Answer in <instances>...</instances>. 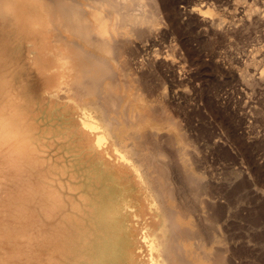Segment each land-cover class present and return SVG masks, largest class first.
Listing matches in <instances>:
<instances>
[{
    "label": "bare ground",
    "instance_id": "1",
    "mask_svg": "<svg viewBox=\"0 0 264 264\" xmlns=\"http://www.w3.org/2000/svg\"><path fill=\"white\" fill-rule=\"evenodd\" d=\"M155 3L0 0V264H229L193 140L137 99Z\"/></svg>",
    "mask_w": 264,
    "mask_h": 264
},
{
    "label": "rangeland",
    "instance_id": "2",
    "mask_svg": "<svg viewBox=\"0 0 264 264\" xmlns=\"http://www.w3.org/2000/svg\"><path fill=\"white\" fill-rule=\"evenodd\" d=\"M156 2L160 23L129 48L137 58L132 71L149 78L147 99H137L166 104L193 140L186 150L201 162L193 167L225 211L229 264H264V0ZM149 80L156 86L161 80V88L150 89ZM170 130H159L162 144Z\"/></svg>",
    "mask_w": 264,
    "mask_h": 264
}]
</instances>
